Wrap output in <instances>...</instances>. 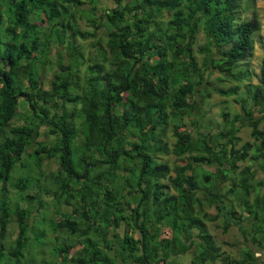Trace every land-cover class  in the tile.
I'll return each instance as SVG.
<instances>
[{"label":"trees","instance_id":"1","mask_svg":"<svg viewBox=\"0 0 264 264\" xmlns=\"http://www.w3.org/2000/svg\"><path fill=\"white\" fill-rule=\"evenodd\" d=\"M110 1L113 6L102 9L100 0L92 7L87 0H0V264H26L29 209L15 206L17 238L11 246L4 243L13 212L9 187L23 192L30 185L27 177L12 181L16 165L24 167L25 154L34 158L37 170L44 160H57L55 194L66 204H72L71 188L81 186L71 215L61 213L49 225L76 235L83 246L68 258L74 246L63 241L52 250L55 264H167L191 249L188 264H257L251 247L240 249L239 257L223 256L206 221L226 216V232L231 225L244 228L247 215L252 233H243L264 249V195L254 203L248 199L252 170L245 168L238 182L230 179L236 163L248 157L264 170V59L258 83L246 84V96L237 99L241 113L221 111L222 126L215 133L188 131L183 120L197 111L198 97L202 102L213 91L238 94V85L213 88L210 77L218 72L236 83L247 79L249 72L237 65L253 51L259 21L239 20L240 0L104 4ZM79 19L93 30H82ZM98 30H103L100 37ZM199 31L205 39L196 50L203 55L200 63L194 51ZM90 38L94 56L88 61L77 40ZM38 68L53 72L47 89ZM19 98L28 115L23 125L12 126ZM170 124L176 139L172 149L162 139ZM40 126L52 143L38 140ZM240 126L250 129L255 145L236 147ZM79 130L84 138L78 147ZM215 135L219 139L213 142ZM33 143L37 147L30 151ZM158 153L177 157L175 166L159 162ZM203 163H216L215 173L203 172ZM199 171L203 184L197 180ZM227 181L228 193L241 190L237 200L244 212L239 216L220 196ZM203 200L215 206V216L202 211ZM45 221L38 223L44 226ZM123 222L128 227L119 234ZM166 224L173 232L169 237H164ZM255 226L262 230L260 236ZM36 228L30 232L41 241L43 232Z\"/></svg>","mask_w":264,"mask_h":264},{"label":"rangeland","instance_id":"2","mask_svg":"<svg viewBox=\"0 0 264 264\" xmlns=\"http://www.w3.org/2000/svg\"><path fill=\"white\" fill-rule=\"evenodd\" d=\"M86 1V0H85ZM96 0H87V3L92 7ZM101 8L102 7H112V1L107 2L104 4L105 0H100ZM241 2V9L239 10V20H249L256 18L260 23L259 30L253 35V51L251 54L242 62L237 65V70L244 69L245 71L249 72V75L246 80L236 83L235 81H231V79L224 77L222 74L218 72H213L210 77V86L222 89H228L233 86L238 85V94L231 95V96H222L217 94L215 91L212 92L211 96L208 98H204L202 102L201 99L198 97L196 104L195 114L191 117L185 115L183 122L185 123V129L188 131H192L193 133H215L217 129L221 128L222 120L220 116L221 111H225L230 113L231 115L237 112L241 113L240 105L237 102V99L240 97H244L247 94V89H245L246 84H257L258 78L260 75V67L262 60L264 59V0H240ZM103 9V8H102ZM164 19H168L169 14L164 12L163 15ZM78 24L82 30H93L92 27L87 25L85 19H79ZM99 31V32H98ZM97 34L98 37L103 35V30H98ZM102 43H105V39L101 37ZM204 35L202 31L198 32L196 46H195V55L198 59V63H200L203 59V55L198 53L196 50L199 46L204 43ZM78 44L81 46L82 51L85 53V57L88 61L93 58L94 56V48L91 46L92 39H88L86 41L78 39ZM50 57L53 56L49 55ZM83 70L84 68H80L78 80L82 82L83 80ZM39 73L43 76V87L48 88L49 80L52 78L53 72L49 69H43L40 71L38 68ZM18 107L16 109V114L14 119L11 121L12 126H19L25 123V116L28 115V107L26 103L19 98ZM195 117V118H193ZM197 118V119H196ZM192 119H196V124L192 123ZM238 124V123H237ZM239 125V124H238ZM40 131V135L38 140H46L47 142L52 143L51 137L47 134V129L43 126L38 128ZM250 129L247 126H240V130L238 131L237 135L240 137V142L237 144V148L241 147L243 143H251L255 145L254 141L249 136ZM83 135L79 130V134L76 136L75 144L79 147L82 144ZM163 141L167 144L169 149H172L176 139L173 136L172 125L168 126V129L164 132L162 136ZM218 135H215L213 138V142L218 140ZM36 144L30 145V151H33L36 148ZM252 154V151L249 152V156ZM81 156V153H78ZM157 160L159 162H163L169 165V167H173L176 164L177 157L173 154H156ZM80 158V157H79ZM76 162L78 163V156L76 157ZM21 162L24 164V167L20 166V163L16 165L14 171L12 172V181L15 183L18 181L19 178L27 177L30 180V185L27 189L23 192H19L18 190L9 187V197L10 203L12 208V214L9 219L8 227H7V235L4 239V243L6 246L13 245L15 239L17 238V217L15 215V206L19 205L23 208L30 210L29 216V241L27 248L25 249V258L22 260L23 263L26 264H55L56 260L53 258L52 250L56 246H61L63 241H66L70 245L74 247L68 253V258H72L76 256L77 253L81 250L83 246V240L78 238L76 235L70 234L67 230H62L58 228H54L51 222H57L60 218L61 213L70 214L72 209L76 203L75 198H77L78 194L76 193L78 189L81 188L80 184H75L71 188V195H74L73 199L69 196L68 198L71 199L72 204H66L64 201V197L58 199L55 192H57V188L59 187L58 178L59 176L58 169L59 164L55 159H46L42 162L41 167L39 170L34 168V158L28 157L26 154L22 157ZM237 168L234 172L230 174L231 181L235 180V182L239 181V178L244 171L245 168L249 167L252 170V176L249 178L250 185L253 186V189H250L249 194V202L254 203V199L257 196L264 195V170L260 167L258 162L255 160H251L248 157L244 161H238L236 163ZM217 164H208L203 163L201 170L203 172H207L210 174L215 173ZM225 169H228L229 166L227 164H223ZM35 179H39V183L36 184L38 181ZM197 180L200 184H203V177L202 173L199 171ZM84 181V180H83ZM229 185H231L230 181H227L224 184V188L219 191L220 196L224 198L226 204H231L236 211L237 216L244 212V208L239 204L237 197L240 196L241 190L240 188H235V193H228ZM27 195H31L34 199H26ZM201 198L202 193L199 194ZM43 204V207L38 206V202ZM131 205L130 207H133ZM201 209L204 213L215 216L217 214V210L213 204H208L205 200H203V204L201 205ZM129 211V210H128ZM245 214V213H244ZM245 218L243 222V226L239 227L238 225H231L227 228L226 232H223L224 220L226 216L218 215L216 220L206 221V225L216 240V242L221 247L223 256L231 255L232 257H239L238 251L240 249H244L246 247H251L252 250L256 253V262L257 264H264V249L253 245L250 241V238L246 239L243 231H247L249 234L252 233V220L249 219L247 215H243ZM45 218V225L40 226L38 223L41 218ZM74 220H78L76 216H73ZM168 224L165 225L166 229L165 236L169 237L171 234L167 231L169 226ZM34 227H37L38 231L42 233V240L40 241L39 238L35 237L33 233L30 231L33 230ZM127 223L123 222L120 228L117 230V233L122 234L125 229H127ZM264 228V226H263ZM255 232L258 236L262 233V230H259V226H255ZM177 228H175V231ZM168 232V233H167ZM113 231L109 234V237H113ZM170 234V235H169ZM134 237H138V233L135 232ZM39 237V234H38ZM116 238V237H115ZM195 253V252H194ZM193 256V250L191 249L185 255H179L173 259H169L167 264H188ZM173 261V262H172ZM71 263V262H70ZM220 260H217L214 263H207V264H220ZM72 264V263H71Z\"/></svg>","mask_w":264,"mask_h":264}]
</instances>
